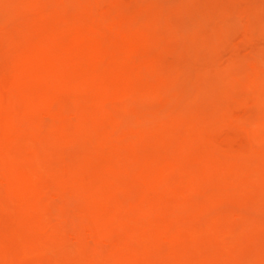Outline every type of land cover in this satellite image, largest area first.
Returning a JSON list of instances; mask_svg holds the SVG:
<instances>
[{
  "label": "rangeland",
  "instance_id": "374dc122",
  "mask_svg": "<svg viewBox=\"0 0 264 264\" xmlns=\"http://www.w3.org/2000/svg\"><path fill=\"white\" fill-rule=\"evenodd\" d=\"M0 264H264V0H0Z\"/></svg>",
  "mask_w": 264,
  "mask_h": 264
},
{
  "label": "bare ground",
  "instance_id": "6f19581e",
  "mask_svg": "<svg viewBox=\"0 0 264 264\" xmlns=\"http://www.w3.org/2000/svg\"><path fill=\"white\" fill-rule=\"evenodd\" d=\"M47 36H48V35H47ZM45 37H46V36H45ZM46 38H47V37H46ZM43 39H45V38L43 37ZM43 39L40 38V40H42V42H43V46H45V47L48 46V47H49L50 45H52V44L47 45V46L44 45V44H45L44 41H46V40H43ZM40 40H39V41H40ZM39 41H37V42H39ZM34 42H36V41H34ZM37 42H36V44H37ZM78 42H79V41H78ZM78 42H77V43H78ZM80 42H81V41H80ZM46 44H49V43L46 42ZM80 44H81V43H78L77 46L80 45ZM31 45H33V44H31ZM72 45H74V44H72ZM75 46H76V44H75ZM75 46H74V47H75ZM77 46H76V47H77ZM48 47H47V48H48ZM52 47H53V46H51V49H50V52H51V53H52V51H51V50H52ZM76 47H75V48H76ZM66 48H69V47H66ZM78 48H80V46H78ZM81 49H82V48H81ZM47 50H49V48H48ZM65 51H66V50H65ZM58 52H59V54H58ZM60 52H62V50H61V51H57V52H55V53H56L57 56L59 55V56H61V58L63 59V58H64L63 56H65V55H64V54H63V55H60ZM63 53H64V52H63ZM44 54H45V56H46L48 53H45V52H44ZM44 54H43V55H44ZM24 55H25V54H24ZM56 55H55V57L53 56V54H51L50 56H52L51 58H56ZM66 55H67V54H66ZM68 56H70V55H68ZM65 58H66V56H65ZM46 59H47V58H46ZM62 59H60V57H59V59H56V60H57L56 62L60 64V63L63 62ZM66 59H67V58H66ZM54 60H55V59H54ZM59 60H60L61 62H58ZM70 60H71V59H70ZM64 62H67V61H64ZM110 63H111V62H110ZM63 64H64V63H62V65H63ZM111 64H112V63H111ZM44 65H45V64H43V66H44ZM60 65H61V64H60ZM62 65H61V67H59L60 69H62ZM32 66H33V65H32ZM63 68H64V66H63ZM87 69H88V68H87ZM87 69H86V71H87ZM58 70H59V69H58ZM18 71H19V70H18ZM42 71H43V70H42ZM86 71H85V72H86ZM43 72H44V71H43ZM82 72H84V71H82ZM88 72H90V74H91V72H94V71H91V70H90V71H88ZM88 72H87V73H88ZM94 74H95V72H94ZM96 75L99 76V74H96ZM82 76H83V74H82ZM84 76H85V75H84ZM23 77H24V76H23ZM45 77H46V76H45ZM89 77H90V76H89ZM28 78H29V77H28ZM91 78H92V77H91ZM93 78H94V77H93ZM96 78H99V79H100V77H96ZM47 79H48V78H47ZM31 80H32V79H31ZM96 80H97V79H96ZM57 84H58V83H57ZM76 86H77V85H76ZM24 90H25V89H24ZM38 94H39V93H38ZM103 95L105 96V94H103ZM99 96H100V95H99ZM101 96H102V95H101ZM101 96L99 97V99H101ZM47 97L49 98L50 96H47ZM41 99H43V98H41ZM97 99H98V98H97ZM102 99H103V98H102ZM44 100H46V99H44ZM99 101H100V100H99ZM100 102H102V100H101ZM101 105H104V103L101 104ZM79 106H80V105H79ZM101 108H103V107H101ZM90 110H91V109H90ZM91 111H92V112H97V111H93V110H91ZM98 112H99V111H98ZM86 114H88V113H86ZM93 114H98V113H93ZM89 123H90V122H89ZM60 136L62 137L63 134L60 135ZM64 138H65V137H64ZM136 156H138V155H136ZM115 157H116V156H115ZM116 158H117V157H116ZM110 161H111V160H110ZM81 162H82V161H81ZM81 162H80V164H81ZM120 162H121V161H120ZM118 163H119V162H118ZM83 164H84V163H83ZM120 164H121V163H120ZM114 165H115V164H114ZM97 167H98V166H97ZM103 168H104V171H101V172H106L107 170H105V167H103ZM28 170H30V169H28ZM95 171H96V170H95ZM70 172H71V171H70ZM96 172H99V171L97 170ZM96 172H95V175H96ZM64 173H66V171H64ZM109 173H110V172H109ZM99 174H100V172H99ZM33 175H34V174H33ZM67 175H68V174H67ZM110 175H111V173H110ZM99 177H100V176H99ZM102 178H103V177H102ZM26 179H27V178H26ZM100 179H101V178H100ZM6 191H7V190H6ZM106 211H109V210L107 209ZM102 212H103V211H102ZM159 227H161V226H159ZM162 227H163V225H162ZM160 230H161V229H160ZM131 231H132V230H131ZM157 231H158V230H157ZM158 233H159V232H158ZM130 236H131V235H130ZM129 238H130V237H129ZM129 238H126V239H129ZM130 245L133 246L131 243H130ZM131 246H130V247H131ZM231 246H232V245H231ZM117 249H118V248H117ZM148 249H149V248H148ZM231 249H232V248H231ZM146 250H147V249H146ZM131 252H132V251H131ZM142 253H143V252H142ZM142 253H140V254L142 255ZM145 254H146V253H145ZM108 255H109V254H108ZM110 255H111V254H110ZM114 255H115V254H114ZM118 256H119V255H118ZM138 256H139V255H138ZM144 256H145V255H144ZM112 258H113V257L111 256V259H112ZM131 258H132V257H131ZM134 258H136V257H134ZM114 259H116V258H113V260H114ZM121 260H122V259H121ZM118 261H120V260H117V262H118ZM190 263H191V262H190Z\"/></svg>",
  "mask_w": 264,
  "mask_h": 264
}]
</instances>
